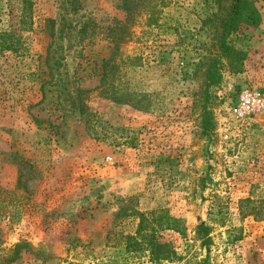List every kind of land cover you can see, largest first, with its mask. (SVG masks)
<instances>
[{"label":"rangeland","instance_id":"374dc122","mask_svg":"<svg viewBox=\"0 0 264 264\" xmlns=\"http://www.w3.org/2000/svg\"><path fill=\"white\" fill-rule=\"evenodd\" d=\"M250 1L234 73L233 0H0V264L18 243L42 258L12 264H264V116L233 115L242 88L264 94ZM112 33L97 88L86 70Z\"/></svg>","mask_w":264,"mask_h":264},{"label":"trees","instance_id":"16d2710c","mask_svg":"<svg viewBox=\"0 0 264 264\" xmlns=\"http://www.w3.org/2000/svg\"><path fill=\"white\" fill-rule=\"evenodd\" d=\"M261 19L260 15L252 4L250 0H233L232 6L230 8L228 17L223 25V33L222 38L220 39V59L226 60L230 70L234 73H239L242 68V62L244 61L245 55L241 52L233 50L228 44V38L235 33L240 26H246L249 28H257L260 25ZM52 23L47 21V25L45 29L48 27L52 29ZM4 34L0 36V51H11L12 48L10 43L7 39L3 38ZM3 38V39H1ZM111 43H112V53L111 58L104 59L102 57L97 56L94 61L89 64L87 71L88 76H94L98 80V87L102 86L105 80V73L107 66H109L110 62L113 60V68L112 71H116V63L114 55L118 50V38L112 33L110 35ZM2 40V42H1ZM52 48V43L49 42L46 45L45 49V58L43 62L40 63L39 75L40 78V90H44L46 86L51 84V74L49 73V63H48V54L50 49ZM221 64L220 61H215L209 68L207 72V83L205 85L206 89L214 87L219 84L221 75H220ZM48 71V73H47ZM44 98V96H43ZM205 118L207 117L208 113L205 110ZM202 227V226H201ZM203 228V236L206 237V227ZM165 245L156 244V248H163ZM24 251L33 255L34 258L40 259L42 258L41 253L38 251H34L29 245L26 243H18L16 244L9 253L4 255L3 264H12L16 261L20 253Z\"/></svg>","mask_w":264,"mask_h":264},{"label":"built area","instance_id":"2783aa9c","mask_svg":"<svg viewBox=\"0 0 264 264\" xmlns=\"http://www.w3.org/2000/svg\"><path fill=\"white\" fill-rule=\"evenodd\" d=\"M227 89L231 92L232 87ZM233 115L241 122L263 117L264 94L256 89L242 88L235 97Z\"/></svg>","mask_w":264,"mask_h":264}]
</instances>
